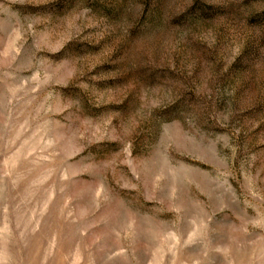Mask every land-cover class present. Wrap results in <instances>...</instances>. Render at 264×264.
Instances as JSON below:
<instances>
[{"label":"rangeland","instance_id":"rangeland-1","mask_svg":"<svg viewBox=\"0 0 264 264\" xmlns=\"http://www.w3.org/2000/svg\"><path fill=\"white\" fill-rule=\"evenodd\" d=\"M0 264H264V0H0Z\"/></svg>","mask_w":264,"mask_h":264}]
</instances>
